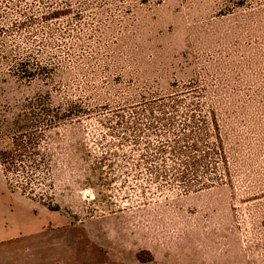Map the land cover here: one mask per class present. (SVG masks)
Segmentation results:
<instances>
[{
  "label": "rangeland",
  "instance_id": "1",
  "mask_svg": "<svg viewBox=\"0 0 264 264\" xmlns=\"http://www.w3.org/2000/svg\"><path fill=\"white\" fill-rule=\"evenodd\" d=\"M120 16L7 36L23 46L53 28L40 52L61 66L31 82L0 67V151L45 92L90 111L47 132L50 172L39 188L57 210L22 195V175L4 176L0 164V264H264V0H154ZM188 82L195 93L182 100L215 113L228 171L185 190L173 179L179 159L143 158L149 142L169 138L122 135L114 114ZM146 165L170 171L156 177Z\"/></svg>",
  "mask_w": 264,
  "mask_h": 264
},
{
  "label": "trees",
  "instance_id": "2",
  "mask_svg": "<svg viewBox=\"0 0 264 264\" xmlns=\"http://www.w3.org/2000/svg\"><path fill=\"white\" fill-rule=\"evenodd\" d=\"M153 1L0 0V67H4L8 75L20 81L52 79L61 63L55 62L53 56L42 55L40 50L41 43L46 45L53 43L51 38L53 28L46 27L47 29L43 31L47 35L44 41L38 42L35 38H31L30 42H26L23 46L22 43L7 40V36L25 30L35 35L33 30L36 26L43 27L48 23L51 25V22L67 17L80 19L89 15L99 23L108 19L115 9L125 17L132 15L143 5H150ZM116 5L120 7H115ZM103 30L98 31L99 34L105 32ZM81 41L77 37L75 43ZM189 84V82L181 86L173 84V87L175 86L173 93L160 97L139 96L142 99L136 104L140 105V109L136 110L138 106L134 105L121 108H135L131 111V118H125L123 111L119 113L120 108L114 114L115 126L122 130V135L130 134L134 140L141 135L157 139L169 138L167 144L156 145L147 142L143 158L146 160L157 158L162 162H165L169 156L179 159V165L172 169L173 179L185 190L194 189L198 185L207 187L211 184L207 183L209 180L207 176L217 168L225 174L228 171L224 141L215 113L209 110L208 113L202 114L200 104L189 101L185 103L182 100L185 93H195V88ZM146 97L148 99L144 101ZM89 111V107L80 98L54 104L48 92L34 97V100L23 109L24 121L18 124L19 130L12 133L11 147L0 151V164L4 176L6 171L18 172L22 175L24 180V184H20L22 195L42 203L49 210L58 209V205L46 201V192L39 188L43 185L41 179H49L47 132L62 123L78 120L89 114ZM146 167L148 172L156 177L166 175L170 171L156 165H146ZM37 173L38 177H36ZM212 178L210 177V180ZM33 185L39 190L36 191Z\"/></svg>",
  "mask_w": 264,
  "mask_h": 264
}]
</instances>
